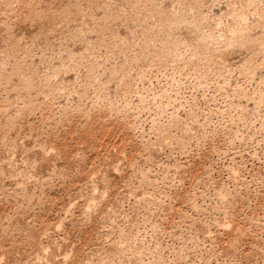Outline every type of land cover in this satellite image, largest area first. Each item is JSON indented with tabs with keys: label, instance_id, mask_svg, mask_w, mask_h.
<instances>
[{
	"label": "rangeland",
	"instance_id": "rangeland-1",
	"mask_svg": "<svg viewBox=\"0 0 264 264\" xmlns=\"http://www.w3.org/2000/svg\"><path fill=\"white\" fill-rule=\"evenodd\" d=\"M0 264H264V0H0Z\"/></svg>",
	"mask_w": 264,
	"mask_h": 264
},
{
	"label": "bare ground",
	"instance_id": "bare-ground-1",
	"mask_svg": "<svg viewBox=\"0 0 264 264\" xmlns=\"http://www.w3.org/2000/svg\"><path fill=\"white\" fill-rule=\"evenodd\" d=\"M240 33H241V32H240ZM262 50H263V49H262ZM262 50H261V51H262ZM246 71H247V70H246ZM89 116H90V115H89ZM112 116H113V115H112ZM89 118H90V117H89ZM89 118H88V119H89ZM110 118H111V116H110ZM83 122H84V121H83ZM80 126H81V125H80ZM102 137H103V136H102ZM113 148H114V147H113ZM49 150H50V149H49ZM52 150H53V149H52ZM229 227H230V225H229Z\"/></svg>",
	"mask_w": 264,
	"mask_h": 264
}]
</instances>
